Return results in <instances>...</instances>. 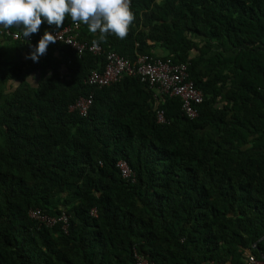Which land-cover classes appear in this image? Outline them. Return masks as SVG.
I'll return each mask as SVG.
<instances>
[{
	"label": "trees",
	"instance_id": "obj_1",
	"mask_svg": "<svg viewBox=\"0 0 264 264\" xmlns=\"http://www.w3.org/2000/svg\"><path fill=\"white\" fill-rule=\"evenodd\" d=\"M131 10L127 38L99 46L132 63L162 49L185 64L204 96L198 117L178 98L157 103L137 76L88 86L102 56L52 43L25 59L70 17L32 42L3 35L0 264H134V251L147 264H264V0H131ZM97 36L80 30L90 44ZM89 94L87 117L69 111ZM30 211L65 214L66 232Z\"/></svg>",
	"mask_w": 264,
	"mask_h": 264
},
{
	"label": "built area",
	"instance_id": "obj_2",
	"mask_svg": "<svg viewBox=\"0 0 264 264\" xmlns=\"http://www.w3.org/2000/svg\"><path fill=\"white\" fill-rule=\"evenodd\" d=\"M81 27L82 25L77 26L71 23L60 30L48 32L57 36L56 44L68 47L78 56L89 53L93 56H102L104 58L103 68L101 70H91L84 81L85 84L102 89L119 81L124 76H137L141 83L146 84L154 91L152 98L157 103H161L163 97L178 98L181 102V108L188 118L195 119L198 117L197 107L202 104L204 96L189 79L185 64H174L169 59L163 60L149 55H140L135 63H131L113 51H105L101 46L93 47L92 44L80 40ZM3 35L9 36L13 40L21 38V36H17V32L12 33L8 30L3 31L0 29V38H3ZM42 35H39V39ZM26 40L32 42L33 38L28 37ZM92 102V94L87 97H79L69 106V111L77 112L80 117H87ZM156 121L157 123H164V112L162 109L156 110ZM116 167L123 179L134 181V175L126 162L118 161ZM91 214L96 215V211L94 209L91 210ZM29 216L31 219L38 220L47 226L61 221L63 222L62 230L66 232L68 217L65 214L54 219L42 215L40 211H30ZM133 258L134 264H147V261L136 251L133 253ZM246 263L260 264L262 262L250 256L247 258Z\"/></svg>",
	"mask_w": 264,
	"mask_h": 264
},
{
	"label": "clouds",
	"instance_id": "obj_3",
	"mask_svg": "<svg viewBox=\"0 0 264 264\" xmlns=\"http://www.w3.org/2000/svg\"><path fill=\"white\" fill-rule=\"evenodd\" d=\"M68 17L73 24L86 25L90 33L98 34L92 40L93 47L105 43L109 35L126 39L136 19L131 0H0V29L16 28L18 37L28 38L38 33L45 22L60 29ZM56 41L57 36L45 31L25 59L38 62L47 53L49 44ZM27 80L31 83L34 77Z\"/></svg>",
	"mask_w": 264,
	"mask_h": 264
},
{
	"label": "crops",
	"instance_id": "obj_4",
	"mask_svg": "<svg viewBox=\"0 0 264 264\" xmlns=\"http://www.w3.org/2000/svg\"><path fill=\"white\" fill-rule=\"evenodd\" d=\"M164 54H165V52L162 49H156V55L157 56L162 57V56H164Z\"/></svg>",
	"mask_w": 264,
	"mask_h": 264
},
{
	"label": "water",
	"instance_id": "obj_5",
	"mask_svg": "<svg viewBox=\"0 0 264 264\" xmlns=\"http://www.w3.org/2000/svg\"><path fill=\"white\" fill-rule=\"evenodd\" d=\"M262 239H264V237ZM253 248H256L255 245L253 246Z\"/></svg>",
	"mask_w": 264,
	"mask_h": 264
},
{
	"label": "rangeland",
	"instance_id": "obj_6",
	"mask_svg": "<svg viewBox=\"0 0 264 264\" xmlns=\"http://www.w3.org/2000/svg\"><path fill=\"white\" fill-rule=\"evenodd\" d=\"M260 264H262V263H260Z\"/></svg>",
	"mask_w": 264,
	"mask_h": 264
}]
</instances>
